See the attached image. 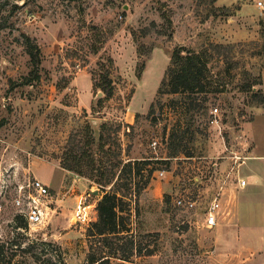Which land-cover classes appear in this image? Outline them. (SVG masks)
I'll list each match as a JSON object with an SVG mask.
<instances>
[{"label": "rangeland", "instance_id": "374dc122", "mask_svg": "<svg viewBox=\"0 0 264 264\" xmlns=\"http://www.w3.org/2000/svg\"><path fill=\"white\" fill-rule=\"evenodd\" d=\"M262 6L0 0V240L28 249L15 264H86L98 251L87 229L100 196L118 190L134 207V183L145 181L132 222L140 237L160 234L157 251L101 264H264ZM24 35L40 49L33 82ZM180 46L206 54L211 83L203 108L182 117L181 142L165 106L182 95L162 85ZM126 163L143 168L134 182L118 181ZM34 177L49 195L44 222L30 227L13 199ZM214 197L222 208L210 229L204 209ZM179 198L197 204L179 208Z\"/></svg>", "mask_w": 264, "mask_h": 264}, {"label": "trees", "instance_id": "16d2710c", "mask_svg": "<svg viewBox=\"0 0 264 264\" xmlns=\"http://www.w3.org/2000/svg\"><path fill=\"white\" fill-rule=\"evenodd\" d=\"M24 37V43L32 62V69L26 80L33 82L40 79V49L29 36L24 35ZM205 55L204 52H197L183 46L176 48L166 78L162 81V85L167 88L168 92L182 95L179 99H172L165 106L168 109L165 110L168 117L171 113L177 116L171 133L172 141L181 142L183 140V136L181 137L179 133L183 125L182 117L191 110L202 109L204 102L207 101L204 93L208 92L207 88L211 83L206 81L208 77L206 76ZM162 90L161 87L160 91ZM187 154V156H192L189 152ZM144 163H149V160ZM127 166L131 164L126 163L122 168L118 178L119 182L124 177L134 182L143 170L141 167H137V170L133 168L127 170ZM148 183L149 181L143 182L142 185L134 183V207L129 197L118 190L103 193L96 205L98 219L90 222L87 229L88 238L97 239L95 245L98 251H92L88 255L86 264L109 263L112 257L124 262L130 261L133 257H148L155 254L160 234L158 232L146 233L140 237V234L135 232L132 222L133 211L137 216L140 214L137 199ZM18 250L28 251L26 247H22L20 242L0 240V264H15Z\"/></svg>", "mask_w": 264, "mask_h": 264}, {"label": "built area", "instance_id": "2783aa9c", "mask_svg": "<svg viewBox=\"0 0 264 264\" xmlns=\"http://www.w3.org/2000/svg\"><path fill=\"white\" fill-rule=\"evenodd\" d=\"M264 10V6H262ZM219 108L215 107L213 114L218 112ZM211 122H220L219 119L213 118ZM154 146L157 142L153 141ZM242 185L247 184L246 179L241 180ZM49 195V185L38 177L29 179L26 185H23L19 189V193L13 199V204L22 208V214L26 218V221L30 227L38 226L42 224L46 218V204L43 198ZM196 200H187L185 198H179L176 200V205L179 208H185L187 210L195 208ZM3 204L0 202V209ZM222 208V200L219 197H214L204 209V223L207 228H214L218 225L219 214Z\"/></svg>", "mask_w": 264, "mask_h": 264}, {"label": "crops", "instance_id": "0c3cea01", "mask_svg": "<svg viewBox=\"0 0 264 264\" xmlns=\"http://www.w3.org/2000/svg\"><path fill=\"white\" fill-rule=\"evenodd\" d=\"M258 174H259V173H258ZM258 174L256 175V176H257V177H256V178H257V181H262V179L264 178V176H262L261 174H259V175H258ZM40 177H41V178H46V176H41V175H40ZM41 180H43V179H41ZM263 180H264V179H263ZM101 197H102V196H100V198H101ZM98 200H99V199H98Z\"/></svg>", "mask_w": 264, "mask_h": 264}, {"label": "water", "instance_id": "95a60500", "mask_svg": "<svg viewBox=\"0 0 264 264\" xmlns=\"http://www.w3.org/2000/svg\"><path fill=\"white\" fill-rule=\"evenodd\" d=\"M99 96H102V93H99Z\"/></svg>", "mask_w": 264, "mask_h": 264}]
</instances>
